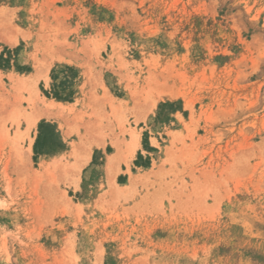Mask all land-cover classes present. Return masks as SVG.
<instances>
[{"label": "rangeland", "instance_id": "obj_1", "mask_svg": "<svg viewBox=\"0 0 264 264\" xmlns=\"http://www.w3.org/2000/svg\"><path fill=\"white\" fill-rule=\"evenodd\" d=\"M0 264H264V0H0Z\"/></svg>", "mask_w": 264, "mask_h": 264}, {"label": "bare ground", "instance_id": "obj_2", "mask_svg": "<svg viewBox=\"0 0 264 264\" xmlns=\"http://www.w3.org/2000/svg\"><path fill=\"white\" fill-rule=\"evenodd\" d=\"M135 135H136V134H135ZM133 139H135L134 136H133ZM135 140H136V141H134L135 143L138 142L137 139H135ZM135 143H134V146H135ZM136 145H138V144H136ZM89 155H90V154H89ZM112 158H113V157H112Z\"/></svg>", "mask_w": 264, "mask_h": 264}, {"label": "trees", "instance_id": "obj_3", "mask_svg": "<svg viewBox=\"0 0 264 264\" xmlns=\"http://www.w3.org/2000/svg\"><path fill=\"white\" fill-rule=\"evenodd\" d=\"M45 127H51L50 125H48V124H46V125H44Z\"/></svg>", "mask_w": 264, "mask_h": 264}]
</instances>
